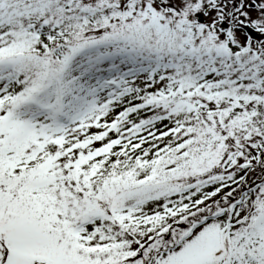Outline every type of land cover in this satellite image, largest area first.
<instances>
[{
    "label": "snow or ice",
    "instance_id": "obj_1",
    "mask_svg": "<svg viewBox=\"0 0 264 264\" xmlns=\"http://www.w3.org/2000/svg\"><path fill=\"white\" fill-rule=\"evenodd\" d=\"M0 264H264V0H0Z\"/></svg>",
    "mask_w": 264,
    "mask_h": 264
}]
</instances>
